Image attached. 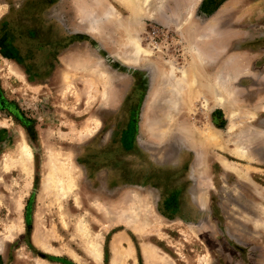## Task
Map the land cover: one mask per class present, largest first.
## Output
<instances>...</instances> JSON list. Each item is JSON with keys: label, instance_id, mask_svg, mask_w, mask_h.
<instances>
[{"label": "rangeland", "instance_id": "rangeland-1", "mask_svg": "<svg viewBox=\"0 0 264 264\" xmlns=\"http://www.w3.org/2000/svg\"><path fill=\"white\" fill-rule=\"evenodd\" d=\"M0 244V264H264V0H0Z\"/></svg>", "mask_w": 264, "mask_h": 264}, {"label": "bare ground", "instance_id": "bare-ground-1", "mask_svg": "<svg viewBox=\"0 0 264 264\" xmlns=\"http://www.w3.org/2000/svg\"><path fill=\"white\" fill-rule=\"evenodd\" d=\"M110 15V13H109ZM131 43H133L134 47H135V51L136 54L134 55L136 58L138 57V53L142 52V49L140 48V46H138V44L136 43V41H132ZM132 57L134 59H136L135 57ZM135 61V60H134ZM222 82V79L220 77H218V81L217 84H214V95L216 94V102L217 105L219 106H225L226 102H225V98L221 95L220 93V84ZM168 83V89H166V92L168 93L167 96L164 97L165 102L167 105H171L173 109H176L177 106L179 105V99L182 97V89L184 88V86L181 84L180 79L179 78H174V76H170V79H168L167 81ZM239 110V109H238ZM171 117V116H169ZM251 118L254 117V115L252 114L250 116ZM162 120V119H161ZM235 127V125H232L231 129L233 130ZM208 139L210 140H214L215 136L214 135H209ZM233 153H235V155H238V158H243L248 156V149L246 148V146L244 144L238 143L237 148L233 151ZM32 161V150L30 148V146L28 145V143L25 141L24 138L21 139V143L18 146V158L16 160L15 165L17 167H19L21 169V171H23L26 174H29V165ZM224 163V162H223ZM225 166L228 167L227 163H224ZM238 175L240 177L243 178V174L241 172H238ZM63 178L64 180L61 182L60 186L63 190H71L72 189V185L74 183V176L70 171H63ZM58 176H55V178L57 179ZM50 179H54V173H51V175L49 176V180ZM43 188L45 189V184H43ZM18 209V207H16L14 209V211H16ZM133 212L131 215L130 213ZM129 211L127 212L124 217H126L125 221L126 222H135L137 223L138 218L136 213H138V211L133 210V211ZM142 227H146L148 226V223L142 221L140 222ZM19 226H12L8 229V238H11L14 236V234L18 231ZM79 230L84 234H86V229L84 228V226L82 225V223L79 224ZM36 238V243L41 246L43 249H48L44 244H42L39 240V237H35ZM2 244V242H1ZM0 244V245H1ZM88 253L94 258L96 259L98 262L101 260V254H100V250H99V244L96 241V239L88 244ZM144 257L146 260V264H157V262L159 260V258L157 257L156 253H154L153 251L149 250L148 248L144 249ZM161 263V262H160ZM35 264H44L40 261H37ZM112 264H120L119 261L114 260V262H112Z\"/></svg>", "mask_w": 264, "mask_h": 264}]
</instances>
